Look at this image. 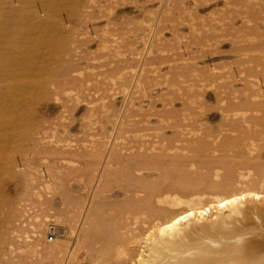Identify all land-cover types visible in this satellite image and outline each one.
Here are the masks:
<instances>
[{"label": "bare ground", "instance_id": "bare-ground-1", "mask_svg": "<svg viewBox=\"0 0 264 264\" xmlns=\"http://www.w3.org/2000/svg\"><path fill=\"white\" fill-rule=\"evenodd\" d=\"M165 2L133 38L103 28L115 65L95 88L76 31L97 36L92 0H0V264H264V0L244 1L247 64L206 65L186 85L193 96L180 93L184 111L172 104L188 81L176 69L197 64L175 60L153 76L140 66L138 45L157 44L160 23L175 18ZM206 86L216 127L209 109H194ZM154 90L165 134L151 137L140 104Z\"/></svg>", "mask_w": 264, "mask_h": 264}, {"label": "rangeland", "instance_id": "rangeland-1", "mask_svg": "<svg viewBox=\"0 0 264 264\" xmlns=\"http://www.w3.org/2000/svg\"><path fill=\"white\" fill-rule=\"evenodd\" d=\"M92 1L94 2V7L88 30L97 31V36L90 38V41L85 42V38L88 34L85 33L86 30L84 27L81 28L77 25L76 31L81 34L80 38H84L82 40L83 44L81 45L82 48L85 49V51L82 52V54H85L82 62H89L91 71L94 73L93 76L96 78L92 82L93 84L96 83L95 88H102L105 86V84L102 83L103 79L110 82L111 78L108 77L109 70L115 65L112 60L113 58L108 53L107 49L102 47V43L100 42V35L102 34L103 28L120 29L125 32V35L128 36L129 34L133 38L134 34L138 35L139 32H141L139 28L140 19L143 13L156 12L153 13L154 16H156L160 0ZM244 1L245 0H227L228 4L224 5L225 0H169V9L167 13L172 12V14H175V18L173 17L174 20H170L172 19L170 18L169 21L160 23L162 29L161 39L152 47H150L151 43L148 45H142L140 43L138 45L139 52H142L139 54L141 59L140 66L143 65L147 70H151L149 74L152 76L155 75V72L165 73L166 71H169V65H173L172 63L175 62V60L179 61V63H185L186 61L190 62L193 60V62L197 64L198 68L193 72L188 71L187 67L180 66L176 69L179 72L182 71L188 81L180 83L179 86L181 91L174 90V93L168 91L164 96L166 99L170 97V94H174L172 104L175 106V110L184 111V106H182L183 101L180 99V93L184 92L191 97L193 96L194 93L189 91L188 86L186 85L194 84L192 81L194 74L202 76L206 65L215 63L221 65L227 70L228 68H235V63H238V65L247 64H243L242 62V60L244 61L246 58H249L243 53L248 43L245 32L252 30H249V27L247 26L245 27V24H251L253 20L251 22H248L247 20L249 18L248 10L246 8L248 7V2ZM167 2L168 0H166L165 5ZM225 10H229V12L224 13ZM160 15L161 14L158 15L159 20V17H161ZM176 16H178L177 19ZM262 20L263 19L260 18L258 22L262 23ZM216 32L222 33L223 37L211 39L212 35ZM215 41H218L219 43L214 46V48L208 47L212 42L215 43ZM245 42L247 43L245 44ZM158 44L164 46L163 51L158 50ZM238 45L245 46L241 47V53L239 51L236 52L235 50ZM149 49H151L152 52H148ZM186 53H189L190 56L186 55L184 58V54ZM250 65L251 64L249 63V66ZM153 70H155V72H153ZM201 76H199L200 80H202L203 77ZM182 77L180 79L184 81V78ZM195 77L197 78L198 76ZM204 82L207 85L209 80H205ZM204 82L202 81V84ZM154 84L156 92H160L163 85L157 83ZM154 92L155 90L152 92L151 96L145 95L142 99L144 101L141 102V104L139 103L142 105V113L146 116L145 119L149 120L147 127L150 129H147L145 132L150 133L151 137L157 133L160 136L165 134L163 129H156V127H158L156 121L158 120L157 116L163 114L166 107L163 106L162 101L157 98V95L156 97L154 96ZM122 94V91H119L118 97L115 100V109L118 111L126 109L125 105L120 102ZM215 106L217 107L215 92L212 87L206 86L204 102L201 104L197 103L194 109L197 111L202 108L209 109V115H212V117L208 120L211 122L208 120L204 121L207 124L211 123L210 125L214 127H216L220 121L219 110H217ZM56 111V108L49 109V113L52 115H55ZM83 111V103H81L74 112L76 120L70 128L72 130L71 133L75 137L83 136L80 132L81 128L79 126L81 113ZM197 124H199V122H197ZM98 125L99 124H96L95 127ZM116 136L117 135H115V137Z\"/></svg>", "mask_w": 264, "mask_h": 264}, {"label": "snow or ice", "instance_id": "snow-or-ice-1", "mask_svg": "<svg viewBox=\"0 0 264 264\" xmlns=\"http://www.w3.org/2000/svg\"><path fill=\"white\" fill-rule=\"evenodd\" d=\"M181 219H184V217H181Z\"/></svg>", "mask_w": 264, "mask_h": 264}]
</instances>
